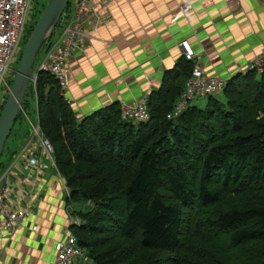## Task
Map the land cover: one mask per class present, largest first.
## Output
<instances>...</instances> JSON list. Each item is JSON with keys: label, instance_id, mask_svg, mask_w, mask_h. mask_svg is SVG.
<instances>
[{"label": "trees", "instance_id": "trees-1", "mask_svg": "<svg viewBox=\"0 0 264 264\" xmlns=\"http://www.w3.org/2000/svg\"><path fill=\"white\" fill-rule=\"evenodd\" d=\"M170 77L148 93L149 119L133 122L118 102L78 118L39 71L17 119L32 98L67 202L90 204L70 227L90 264H126V244L141 252L127 264H264V71L233 74L176 116L184 86Z\"/></svg>", "mask_w": 264, "mask_h": 264}, {"label": "crops", "instance_id": "crops-1", "mask_svg": "<svg viewBox=\"0 0 264 264\" xmlns=\"http://www.w3.org/2000/svg\"><path fill=\"white\" fill-rule=\"evenodd\" d=\"M85 24L90 35L72 51L64 91L78 118L132 102L170 76L183 87L181 40L195 53L192 67L225 79L264 54V0H91ZM33 153L37 167L10 157L0 163V179L11 165L10 182L0 180L5 203L27 212L22 225L0 236V264H52L54 243L71 233L64 178L40 146Z\"/></svg>", "mask_w": 264, "mask_h": 264}, {"label": "built area", "instance_id": "built-area-1", "mask_svg": "<svg viewBox=\"0 0 264 264\" xmlns=\"http://www.w3.org/2000/svg\"><path fill=\"white\" fill-rule=\"evenodd\" d=\"M33 0H0V111L4 102V93L9 90L7 76L14 74L13 63L16 61V54L19 51V43L24 35V29L29 20L31 2ZM69 4V3H68ZM91 0H75L70 6V13L61 34L50 43L49 48L41 56L35 72H31V83L35 86L36 76L39 71L50 73L58 82L62 93L68 83V65L74 49L81 47V42L90 35L86 28V16L90 12ZM189 4L184 3L179 6L183 12L188 11ZM179 47L185 60L195 63L196 56L187 40H181ZM255 70L257 73L264 71V54L258 55L250 66L243 70ZM225 78L207 75L199 66H193L184 83V89L176 102L172 116L178 115L190 101L197 98H205L217 95L224 89ZM67 100V99H66ZM68 101V100H67ZM148 93L141 95L132 102L120 103V115L124 120L133 122H144L149 119L147 107ZM168 117H171L168 115ZM31 126V139L17 152L12 164L23 163L29 167L39 166V160L34 155L35 146H40L43 154L55 166L53 159V146L48 138L44 137L39 123L29 121ZM11 166V165H10ZM8 167L2 174L0 180L7 185L11 167ZM57 169V168H56ZM68 196V191H66ZM7 189L0 187V236L11 231L25 221L27 212L21 206H8L5 203ZM70 227L81 225V219L77 215L70 214L68 217ZM32 229H36L33 226ZM55 258L52 264H75L78 262H89L90 257L83 247H81L75 234L69 233L63 239L56 241L53 245Z\"/></svg>", "mask_w": 264, "mask_h": 264}, {"label": "water", "instance_id": "water-1", "mask_svg": "<svg viewBox=\"0 0 264 264\" xmlns=\"http://www.w3.org/2000/svg\"><path fill=\"white\" fill-rule=\"evenodd\" d=\"M68 3L69 0H48L26 41L0 114V156L21 112L36 55L51 35Z\"/></svg>", "mask_w": 264, "mask_h": 264}, {"label": "rangeland", "instance_id": "rangeland-1", "mask_svg": "<svg viewBox=\"0 0 264 264\" xmlns=\"http://www.w3.org/2000/svg\"><path fill=\"white\" fill-rule=\"evenodd\" d=\"M48 0H33L31 2V11L29 13V20L27 21V25L25 26L24 29V35L22 37V39L20 40L19 43V51L16 54V61H14L13 63V69L15 70L19 61V58L21 56L22 50L26 44V41L30 35L29 33V29H31V25L37 22L42 10L44 9V6L46 5ZM75 0H69V4L66 6L65 10L63 11L58 23L56 24L55 28L53 29V34L51 35V37L49 38V41L52 42L54 41L60 34L61 31L63 30L65 24H66V20L68 19V14L70 13V6L74 3ZM33 25V27H34ZM45 51V49H43V47L38 51L35 61L32 65V73L35 72V68L37 66V64H39V61L41 59V56L43 55V52ZM14 74H11L9 76H7V82H8V86H11L12 83V79H13ZM8 91H6V93H4L5 95L4 97V101L7 97ZM222 93V92H221ZM221 93L217 94L218 96L221 95ZM28 98V105L25 106V113L26 116L24 115L22 118H18L16 119L14 126L5 142L2 154L0 156V163L5 161V160H10V158L14 159V156L17 152H19V150L31 139L32 136V131H31V126L29 124V121L36 124L38 121L37 118V108H36V103L32 98ZM200 99L201 102H196V100ZM203 98H197L195 100H192L189 102V104H193V103H198L201 104L203 102ZM2 110V109H1ZM1 114V111H0ZM53 153H54V149H53ZM10 157V158H9ZM55 163V161H54ZM55 167L58 170V167L55 164ZM1 170V168H0ZM59 172V170H58ZM65 181V179H64ZM66 184V183H65ZM67 197V196H66ZM67 201V200H66ZM70 207L72 208V210L74 211L73 213L75 214L77 211H86L88 210V208H90V204L86 203L85 201H68ZM71 210V211H72ZM73 214V215H74ZM72 232V231H71ZM125 246H127L126 248H129V251L126 252V257L124 258L125 263H131V262H135V260L139 257L140 255V250L138 249L137 246L133 245V246H129V244H126ZM75 264H90V262H78V260H76Z\"/></svg>", "mask_w": 264, "mask_h": 264}]
</instances>
